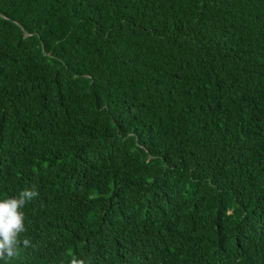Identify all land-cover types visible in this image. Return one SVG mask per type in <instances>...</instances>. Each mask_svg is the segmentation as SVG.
<instances>
[{"label":"trees","instance_id":"trees-1","mask_svg":"<svg viewBox=\"0 0 264 264\" xmlns=\"http://www.w3.org/2000/svg\"><path fill=\"white\" fill-rule=\"evenodd\" d=\"M0 264H264V0H0Z\"/></svg>","mask_w":264,"mask_h":264},{"label":"clouds","instance_id":"clouds-1","mask_svg":"<svg viewBox=\"0 0 264 264\" xmlns=\"http://www.w3.org/2000/svg\"><path fill=\"white\" fill-rule=\"evenodd\" d=\"M39 196L35 186L21 191L16 197L0 200V259L13 258L18 253L21 243L28 247V239H19L25 231L24 206ZM69 264H85L84 259L73 256Z\"/></svg>","mask_w":264,"mask_h":264}]
</instances>
